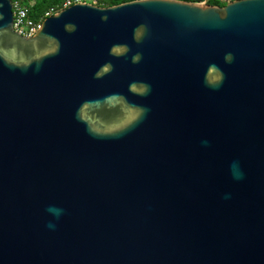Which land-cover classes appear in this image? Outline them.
Segmentation results:
<instances>
[{"label":"water","instance_id":"1","mask_svg":"<svg viewBox=\"0 0 264 264\" xmlns=\"http://www.w3.org/2000/svg\"><path fill=\"white\" fill-rule=\"evenodd\" d=\"M0 264H264V0H0Z\"/></svg>","mask_w":264,"mask_h":264},{"label":"trees","instance_id":"2","mask_svg":"<svg viewBox=\"0 0 264 264\" xmlns=\"http://www.w3.org/2000/svg\"><path fill=\"white\" fill-rule=\"evenodd\" d=\"M29 8V17L35 21L46 18L50 12H60L64 4L69 0H21ZM136 0H98L100 7H113ZM194 3H203L206 0H180ZM235 0H209V4L215 6H224L228 2Z\"/></svg>","mask_w":264,"mask_h":264},{"label":"built area","instance_id":"3","mask_svg":"<svg viewBox=\"0 0 264 264\" xmlns=\"http://www.w3.org/2000/svg\"><path fill=\"white\" fill-rule=\"evenodd\" d=\"M12 1L14 12V29L16 32L26 38L34 37L41 28L44 21L48 17L58 13L50 12L47 14L46 18L35 21L29 17V8L21 0ZM74 4H92L98 6V0H69L64 4L62 10H65Z\"/></svg>","mask_w":264,"mask_h":264}]
</instances>
